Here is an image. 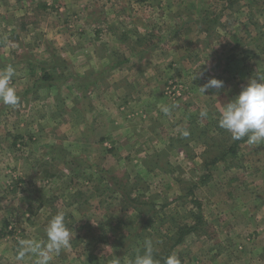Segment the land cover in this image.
<instances>
[{
    "label": "rangeland",
    "instance_id": "1",
    "mask_svg": "<svg viewBox=\"0 0 264 264\" xmlns=\"http://www.w3.org/2000/svg\"><path fill=\"white\" fill-rule=\"evenodd\" d=\"M9 65L0 264H35L18 242L46 240L58 211L73 238L51 264H130L146 239L161 264L169 248L180 264H264V144L204 165L234 141L220 109L264 73V0H0ZM210 78L224 86L203 94Z\"/></svg>",
    "mask_w": 264,
    "mask_h": 264
},
{
    "label": "clouds",
    "instance_id": "2",
    "mask_svg": "<svg viewBox=\"0 0 264 264\" xmlns=\"http://www.w3.org/2000/svg\"><path fill=\"white\" fill-rule=\"evenodd\" d=\"M13 75L14 69L11 65L0 71V102L6 105H15L19 100L15 88L10 85ZM223 86L222 80L210 78L199 89L204 94L210 88L219 90ZM162 111L168 114L170 108L165 106ZM200 116L207 118V110H201ZM218 125L227 130L234 140L247 137L249 144H264V73L249 77L240 92L223 105L219 112ZM189 134L187 130L182 132L184 137ZM65 217L64 211H58L48 220L45 227L46 240L20 239L16 261H23L26 255H31L35 257V264H51L63 249L70 246L73 238V232L67 227ZM110 264H121V260L115 256ZM130 264H161L154 257L150 239L144 241L142 254L138 252ZM163 264H180V261L173 253L164 257Z\"/></svg>",
    "mask_w": 264,
    "mask_h": 264
},
{
    "label": "trees",
    "instance_id": "3",
    "mask_svg": "<svg viewBox=\"0 0 264 264\" xmlns=\"http://www.w3.org/2000/svg\"><path fill=\"white\" fill-rule=\"evenodd\" d=\"M246 140H247V137H245L244 139H241V140H234L233 143L230 144V145H228L227 147H225V148L223 149V151H221V153H220L219 155H216V156L210 158L211 160L205 162L204 165L207 166V165H210V164H214V163H216L217 161L224 159L225 156L228 155V154H230V155H235V153H236V149H237V145H238L240 142H245ZM208 174H209V173H207V174L204 176V178L200 179V183H204V182H205V179L207 178V176H209ZM191 191H192V190H191ZM191 191H189L188 194H184V195H182V197L184 198V197H187V195L192 194ZM182 197H181V198H182ZM164 204H167V203H164ZM194 217H196V218L198 219L196 225H192V226H187V225H185V226L179 227V228L177 229L178 231H177V235H176V237L174 238L173 245L176 244V243H178V242L184 237L185 234H187V233L193 231L194 229H196L197 226H198V224H200V223L202 222V217H201V215L198 214V215H195ZM149 219H150V217L148 216V217L145 219V222L149 221ZM173 245H172V247H173ZM125 251H128V252H129V251H131V248L128 247V248L125 249ZM165 254H166V255H170V248L167 249V250L165 251Z\"/></svg>",
    "mask_w": 264,
    "mask_h": 264
},
{
    "label": "crops",
    "instance_id": "4",
    "mask_svg": "<svg viewBox=\"0 0 264 264\" xmlns=\"http://www.w3.org/2000/svg\"><path fill=\"white\" fill-rule=\"evenodd\" d=\"M95 120H92L89 124H91V126H90V130H89V134H87V135H85L84 134V137L85 136H89V137H91L92 135H93V137L95 136V134H97V132H98V126H99V123H96V122H94ZM84 137L83 138H80V137H74V138H76V139H73L74 141H77V142H81L83 139H84ZM100 138V137H99ZM69 141L71 142L72 140H70L69 139ZM82 142H84V141H82ZM86 142V141H85ZM82 144H85V143H82ZM73 156H72V151H70L69 152V154H68V156H66V158H72ZM102 157H103V155H102ZM96 164V163H95ZM98 164V165H97ZM96 165L97 166H95L96 167V170H94L93 172L95 173V172H101L102 170H104L105 169V165L103 166V167H101L103 164H104V162H101V163H97ZM104 168V169H103Z\"/></svg>",
    "mask_w": 264,
    "mask_h": 264
}]
</instances>
